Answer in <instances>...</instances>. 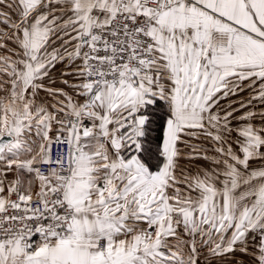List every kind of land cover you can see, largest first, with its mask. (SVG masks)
<instances>
[{
    "label": "snow or ice",
    "instance_id": "1",
    "mask_svg": "<svg viewBox=\"0 0 264 264\" xmlns=\"http://www.w3.org/2000/svg\"><path fill=\"white\" fill-rule=\"evenodd\" d=\"M0 264H264V0H0Z\"/></svg>",
    "mask_w": 264,
    "mask_h": 264
}]
</instances>
